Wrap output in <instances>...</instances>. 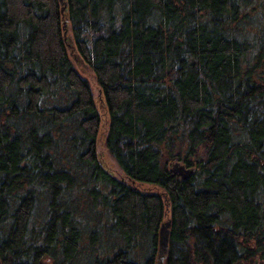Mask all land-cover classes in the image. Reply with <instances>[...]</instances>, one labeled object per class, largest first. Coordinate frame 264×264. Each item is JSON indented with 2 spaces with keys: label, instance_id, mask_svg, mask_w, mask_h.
Returning <instances> with one entry per match:
<instances>
[{
  "label": "trees",
  "instance_id": "16d2710c",
  "mask_svg": "<svg viewBox=\"0 0 264 264\" xmlns=\"http://www.w3.org/2000/svg\"><path fill=\"white\" fill-rule=\"evenodd\" d=\"M167 221L164 264L264 263V0H0V264H160Z\"/></svg>",
  "mask_w": 264,
  "mask_h": 264
},
{
  "label": "rangeland",
  "instance_id": "374dc122",
  "mask_svg": "<svg viewBox=\"0 0 264 264\" xmlns=\"http://www.w3.org/2000/svg\"><path fill=\"white\" fill-rule=\"evenodd\" d=\"M250 18L252 20L255 19V21H259L258 18L255 17L254 12H252L250 14ZM261 27V26H259ZM68 41H70V45L68 47V52H70V58L72 60V62L74 63L76 70L78 71L79 74H81L83 77H85L89 82L90 85H92V89H93V94L96 98V105L97 107H99V110L101 112V125H100V130H99V134H98V144H97V152L99 153V159L100 162H102V164L104 165V167L109 171V173H111L114 177L125 181V182H129V180L126 177L125 172L122 170V168L120 167L118 161H116V159L113 157V155L111 154V152L109 151L108 147H107V133H108V125H109V117H108V113L106 111V106L104 105V103L102 102V95H101V90H100V84H98L97 82V76L96 74H94L93 69L91 68V66L86 63L82 57L80 56L79 52L76 51L75 49V41L73 40V34L72 32H70V36ZM250 61H255L254 57H249ZM251 62H246V65L248 66L249 64L251 65ZM255 63V62H254ZM254 63L252 62V64L254 65ZM260 72V70H259ZM178 152H180L179 150L176 151V154H178ZM181 153H185V151H181ZM180 153V154H181ZM65 157V156H64ZM205 155H204V149L200 148L199 150L196 151L195 153V157H193L194 160V164L192 166H189L186 161L184 159H180L178 157H174L172 158L168 163V168L171 169L173 167V165L175 163H179V164H185L186 167L188 168H193L195 169V171L197 170L195 167L196 162L198 161H203ZM66 159V158H65ZM81 185L85 182V180H80ZM133 185V184H132ZM139 187H141L143 190H151V191H157L160 192L161 189L153 186V185H146V184H140ZM86 194H83L82 196H76L77 200L81 201L83 199L86 198L85 196ZM86 209H89L88 207V203L83 204V206H81V210L82 212ZM254 261V264H264L262 259L260 258V255L253 257L252 260H250L248 263ZM165 259L163 258V260L161 261L160 264H164Z\"/></svg>",
  "mask_w": 264,
  "mask_h": 264
},
{
  "label": "water",
  "instance_id": "95a60500",
  "mask_svg": "<svg viewBox=\"0 0 264 264\" xmlns=\"http://www.w3.org/2000/svg\"><path fill=\"white\" fill-rule=\"evenodd\" d=\"M170 170L172 171V173L174 175H176L177 177H179L181 179H188L195 171V169L188 168L185 166V164H179V163H175ZM169 224H170V222L167 221V222L163 223V225H162L163 227H162L161 234H160V237H161V243H160L161 251H160V259H159L160 261L163 260L164 254L167 250L166 247H167V242L169 239V237H168Z\"/></svg>",
  "mask_w": 264,
  "mask_h": 264
}]
</instances>
